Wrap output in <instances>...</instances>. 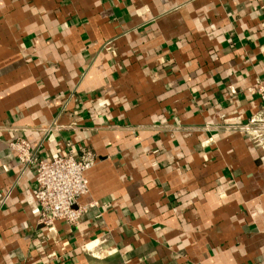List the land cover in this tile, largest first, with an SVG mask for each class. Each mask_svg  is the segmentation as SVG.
Wrapping results in <instances>:
<instances>
[{
	"label": "crops",
	"instance_id": "crops-1",
	"mask_svg": "<svg viewBox=\"0 0 264 264\" xmlns=\"http://www.w3.org/2000/svg\"><path fill=\"white\" fill-rule=\"evenodd\" d=\"M260 78L264 0H0V264H264V153L227 131ZM17 138L94 153L76 226L39 225Z\"/></svg>",
	"mask_w": 264,
	"mask_h": 264
},
{
	"label": "built area",
	"instance_id": "built-area-1",
	"mask_svg": "<svg viewBox=\"0 0 264 264\" xmlns=\"http://www.w3.org/2000/svg\"><path fill=\"white\" fill-rule=\"evenodd\" d=\"M248 91L261 100V109L247 123L228 127L227 131L246 136L264 153V78L258 79ZM7 146L23 173L28 169L33 171L39 225L51 232L58 222L76 226L88 211L80 200L90 191L86 173L97 163L94 153L84 150L77 154L69 149L65 156L45 159L33 152L31 144L24 138L12 140Z\"/></svg>",
	"mask_w": 264,
	"mask_h": 264
}]
</instances>
